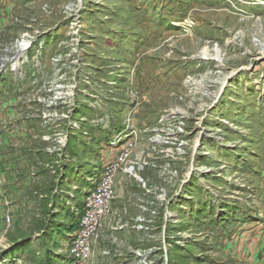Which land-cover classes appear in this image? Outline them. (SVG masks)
<instances>
[{"label":"rangeland","instance_id":"374dc122","mask_svg":"<svg viewBox=\"0 0 264 264\" xmlns=\"http://www.w3.org/2000/svg\"><path fill=\"white\" fill-rule=\"evenodd\" d=\"M19 58L0 74L2 132L27 134L0 264H245L256 244L261 261L264 0H0V67ZM106 166L109 210L77 260Z\"/></svg>","mask_w":264,"mask_h":264},{"label":"built area","instance_id":"2783aa9c","mask_svg":"<svg viewBox=\"0 0 264 264\" xmlns=\"http://www.w3.org/2000/svg\"><path fill=\"white\" fill-rule=\"evenodd\" d=\"M14 65L15 62H3L0 67V74L7 71L16 72L21 64H18L16 68L13 67ZM6 128L0 125V134ZM110 170L111 167H105L98 179L96 178L94 180L95 184H92L94 188L87 193L84 199L82 207L83 213L79 219V228L73 235L75 239L70 245L71 255L77 260L89 255L90 241L95 236L102 218L109 210V204L112 198V173H109L111 172ZM9 221L7 217L6 222L8 223Z\"/></svg>","mask_w":264,"mask_h":264},{"label":"crops","instance_id":"0c3cea01","mask_svg":"<svg viewBox=\"0 0 264 264\" xmlns=\"http://www.w3.org/2000/svg\"><path fill=\"white\" fill-rule=\"evenodd\" d=\"M22 127L23 126L16 124L14 126H11L8 129V132H1V134H0V188H3V192H2L3 195L6 193L7 189L11 190L10 179L15 178V175L17 174V171L15 169L19 170V168H20V170H22V168L20 166L21 165L20 160L23 157V154H22L23 150H21V151L17 150V147H19V146L21 147L22 145L24 146V142L27 141V134L23 131ZM12 148H14V149H12ZM34 148H36V147H34ZM34 148H32V150ZM38 151H40L42 156H44L42 149L37 150V152ZM29 152H30V149H29ZM23 153H24V151H23ZM36 155L37 154H35L34 156H36ZM73 157L75 158V156H73ZM34 162L37 163L36 160H34ZM64 162H67V160L65 159L63 161V169L61 171V177L59 176L60 179H58V182H57L58 185L61 184V188H64V186L67 185L66 182L69 179V177L66 173V168H68L70 166H73V168H74V164H71V161H69V163L67 165H65ZM75 163H79V161L75 160ZM31 166H33V165H31ZM25 172H27V170H25ZM78 174H79V171L74 172V170H73V175H78ZM31 176L37 177L36 175L35 176L31 175ZM27 178L28 177L25 176V178L22 177L20 179L25 181ZM82 179L83 178L81 177V180ZM73 180H75V179H73ZM86 180H87V178H86ZM85 183H86V181L84 180V182L80 184V186L83 185V187H82L83 191H85L87 189V185ZM5 187L7 189H5ZM80 194H82V193H80ZM83 195H84V193H83ZM58 196H59V198H62V196L61 197H60V195H58ZM258 249H259L258 244H256L254 247L251 246V250L249 249L250 250L249 253H247V255L240 262H244L245 264H264V256H263L264 253L261 254V256H263V258H261V261H259L258 257H259L260 252Z\"/></svg>","mask_w":264,"mask_h":264},{"label":"bare ground","instance_id":"6f19581e","mask_svg":"<svg viewBox=\"0 0 264 264\" xmlns=\"http://www.w3.org/2000/svg\"><path fill=\"white\" fill-rule=\"evenodd\" d=\"M20 60H21L20 58H19V59H16V61H15V65H14L13 67L16 68V67L18 66V64H21ZM18 62H19V63H18Z\"/></svg>","mask_w":264,"mask_h":264}]
</instances>
